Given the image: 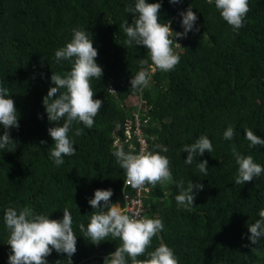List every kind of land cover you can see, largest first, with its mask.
<instances>
[{"label":"trees","instance_id":"obj_1","mask_svg":"<svg viewBox=\"0 0 264 264\" xmlns=\"http://www.w3.org/2000/svg\"><path fill=\"white\" fill-rule=\"evenodd\" d=\"M146 2L161 3V22L171 21L173 32H183L178 13L190 7L197 16L193 31L174 39L182 49L173 45L180 59L171 71L155 68L143 46L125 43L128 37L120 25L124 20L132 23L126 9L135 0H0V86L8 90L19 115V127L7 130L14 143L0 149V264H8L11 255L3 219L9 207L27 206L55 220L68 209L77 236L72 264H104L114 253L119 238L109 235L93 245L79 226L86 228L91 215L101 211L88 203L96 190H112L109 202L123 207L126 174L114 153L121 148L136 153V143L131 149L124 135L132 114L140 121L146 152L167 157L173 180L144 185L149 189L143 198L144 216L164 225L147 252L164 244L178 264H264V237L256 245L248 239V227L264 210V172L236 184L238 165L231 151L235 145L264 167V147L250 148L243 132L251 129L264 139V0H248L244 26L236 31L222 19L214 0ZM74 29L89 32L97 49L96 63L103 74L90 83L94 99L103 104L91 128L73 122L68 137L75 154L62 156L64 163L57 166L50 156L54 142L48 129L62 126L64 120L49 122L42 98L54 86L51 74L71 69L72 61H57L55 51L71 42ZM141 60L149 62L142 66ZM142 68L148 85L132 89L130 80ZM230 126L235 135L226 140L223 134ZM77 130L79 135L74 134ZM4 131L0 126V135ZM201 135L211 141L213 151L185 164L184 146ZM204 160L206 175L197 167ZM181 180L185 187L190 180L204 186L202 191L194 189L193 207L171 199L179 194L176 183ZM147 252L138 258H146ZM45 259L47 264H65L67 257L53 250Z\"/></svg>","mask_w":264,"mask_h":264},{"label":"clouds","instance_id":"obj_2","mask_svg":"<svg viewBox=\"0 0 264 264\" xmlns=\"http://www.w3.org/2000/svg\"><path fill=\"white\" fill-rule=\"evenodd\" d=\"M168 2L180 4L182 0H168ZM208 2L212 3L213 0ZM214 4L222 19L232 27L233 31L244 26L245 16L249 12L248 0H214ZM161 6V3L135 0L134 6L126 9V12L132 16V23L128 24L124 20L120 27L128 37L125 41L127 45L131 46L134 43L136 46H143L147 49L152 65L168 72L174 69L180 59L173 51V45L182 49L179 43H174V39L186 38L187 33L193 31L197 16L190 7L178 13L183 32H173L171 21L161 22L159 15ZM195 31H199V28ZM90 37L89 32L74 29L71 42L55 51L57 61H72L71 69L63 75L52 73L50 82L54 86L50 87L47 95L42 98L48 121L55 123L64 120L62 126L48 129V134L54 142L49 149L50 156L57 166L64 163L62 156L75 154L73 141L68 137L73 122H82L86 127L91 128L94 117L103 104L102 100L94 99L95 93L90 83L92 78L100 79L103 74L102 68L96 63L98 52ZM148 62L149 60H141L140 64L143 66ZM148 82V73L143 68L130 80L132 89L146 87ZM108 92L117 95L113 89H109ZM9 97L8 90L0 86V126L5 129L3 135H0V149H5L14 143L7 130L19 127L18 112L14 101ZM243 132L250 148L264 147V139L256 136L253 130L244 129ZM74 134L79 135V130ZM234 135V130L230 126L223 137L231 140ZM211 151H213L211 141L201 135L194 143L184 146L183 152L188 154L184 163L191 165L195 158ZM231 151L238 165L236 184L251 182L264 172V167L255 163L251 155L240 154L235 145H232ZM114 156L134 188H143L146 184L155 187L157 184L173 182L166 156L152 152L133 154L125 152L123 148L116 151ZM207 163V160H204L197 164L199 172L205 175L208 169ZM176 187L179 194L176 195L175 200L185 207H193L196 198L194 189L202 191L204 188L199 182L194 184L191 180L186 187L183 180L177 182ZM112 195L110 189L96 190L94 198L88 203L91 208L101 211L91 215L90 223L86 228L83 224L79 226L83 235L95 242L93 245L99 244L109 235L121 241L120 246L105 259L104 264H127L126 257L130 259L131 264H178L173 250L164 244H160L154 251L147 252L152 238L163 230V222L139 213L132 215L124 213L119 203L109 202ZM259 217L261 219L248 227L250 234L248 239L253 245L264 237V210L259 211ZM3 219L9 230L7 245L10 247L11 255L8 257V264H47L45 258L53 250L67 257L65 264H72L71 257L77 250V236L73 232L72 216L68 209L63 211L61 220H55L50 219L49 216L35 214L27 206L19 210L9 207L5 210ZM146 252V258H138L144 256Z\"/></svg>","mask_w":264,"mask_h":264},{"label":"built area","instance_id":"obj_3","mask_svg":"<svg viewBox=\"0 0 264 264\" xmlns=\"http://www.w3.org/2000/svg\"><path fill=\"white\" fill-rule=\"evenodd\" d=\"M125 142H129V147L132 149V142L136 143V153L147 151V142L143 137V132L140 129V121L136 114H132V121L125 124L124 128ZM130 187V193L126 192V188ZM149 189L145 186L143 188H134L128 182L127 176L123 180V187L121 189V197L123 200L122 211L126 214L132 215L139 213L144 216L145 209L143 207V198L148 193Z\"/></svg>","mask_w":264,"mask_h":264},{"label":"rangeland","instance_id":"obj_4","mask_svg":"<svg viewBox=\"0 0 264 264\" xmlns=\"http://www.w3.org/2000/svg\"><path fill=\"white\" fill-rule=\"evenodd\" d=\"M126 102H127V104H129V105H132V103H133L132 100H129V101H126ZM159 185H160V184H159ZM160 187H161V186H160ZM176 195H177V194H172V195H171V199H174V200H175ZM159 196H160L161 198H165V197H166L165 194H160Z\"/></svg>","mask_w":264,"mask_h":264}]
</instances>
